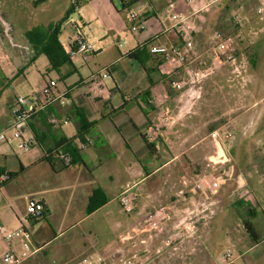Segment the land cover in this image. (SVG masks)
Listing matches in <instances>:
<instances>
[{"label": "crops", "instance_id": "1", "mask_svg": "<svg viewBox=\"0 0 264 264\" xmlns=\"http://www.w3.org/2000/svg\"><path fill=\"white\" fill-rule=\"evenodd\" d=\"M60 1L62 7L56 8L58 14L50 25L31 29H23L20 15L0 9L13 25L15 40L32 47L28 32L47 29L65 18L57 41L66 56L58 71L51 69L44 54L30 64H23L13 50L0 57L4 78L10 79L6 86L0 78V133L11 119L17 97L3 103V95L38 62L44 71L39 69L40 85L55 80L56 92L67 100L64 105H49L29 120L24 139L38 146L27 152L31 157H14L6 144L0 143V170L15 175L0 186V264L8 250L20 264H77L88 255H103L110 263L123 255H137L136 264H225L223 256L229 248L235 255L227 264H260V258H250L264 243L255 224L258 210L264 212V26L257 23L258 8H250L256 0H206L208 8L192 19L196 34L190 46L191 60L172 75L166 74V57L150 53L152 46L183 48L172 30L167 7L171 0ZM261 1L257 0V6ZM183 9L180 0L177 10ZM232 12L244 26L231 25ZM130 15H136L133 22ZM134 25L142 29L133 32ZM77 32L95 44L88 62L67 58ZM229 44L234 54L225 52ZM132 52L138 59L127 57ZM233 55L240 58L239 64ZM102 70H108L109 76L102 92L96 89L98 95L94 96L89 82ZM236 72L241 80L232 79ZM188 81L197 84L187 90L178 88L179 83ZM37 94L39 89L25 96ZM158 95L165 98L167 121L159 139L150 143L146 135L160 118L152 101ZM51 116L62 124L52 126ZM81 120L87 123L85 131H81ZM65 140L74 142L72 153L62 144ZM79 143L87 144L86 148L80 149ZM56 149L71 154L70 166L63 165L56 155L45 156ZM234 151L251 155L239 158ZM219 153L229 157L228 163L221 165L226 182L210 199L213 214L205 216L200 213V194L186 189L182 181L185 176L204 172ZM134 182L139 185L137 205L127 214L119 198L125 186ZM241 186L251 193V199L239 197ZM40 202L49 209L48 219L35 221L27 234L6 241L8 234L19 230V218L27 208ZM161 208L169 211L168 217L152 237L126 238ZM226 210L234 213L232 218H223L226 247L220 256L210 245L211 221ZM179 220L185 226L195 225L196 231L170 243ZM245 221L253 225L256 241Z\"/></svg>", "mask_w": 264, "mask_h": 264}, {"label": "built area", "instance_id": "2", "mask_svg": "<svg viewBox=\"0 0 264 264\" xmlns=\"http://www.w3.org/2000/svg\"><path fill=\"white\" fill-rule=\"evenodd\" d=\"M180 0H171L168 3V11L171 19L173 20L172 30L178 36L183 43V48L178 50L177 48H171L167 46H152L150 47V53L155 55H164L166 57V74L172 75L176 70L185 67L191 60V43L194 41L196 34V25L193 22V17L206 10L209 4L206 0H181L184 9L178 11V2ZM75 5V4H74ZM257 13L260 19L264 18V0H262L258 6ZM136 19V15H130L129 21L133 22ZM142 29L141 26L134 25L131 30L137 32ZM121 46V44H120ZM13 50L20 58L23 64H30L36 57V50L27 44H21L14 38L13 25L6 20L0 14V57L5 54L6 51ZM96 51L95 44L86 39L81 33H75L69 46L68 56L71 61L81 59L83 62H88ZM228 61L232 65L235 64V59L229 57ZM104 73L97 74L90 79L89 84L92 85L91 93L96 96L98 92H102L104 87V79L108 78V70H103ZM102 71V72H103ZM173 85L175 82L172 83ZM185 83H179L177 86L179 89L185 87ZM57 82L55 80H48L44 82L40 89L39 94L34 96H18L15 100V105L11 110V119L9 120L4 131L0 133V143H8L9 139L6 136V131L12 132V140H22L20 147L25 152H32L38 149L37 144L33 140H25L24 133L28 127L29 120L34 116L45 110L49 105L59 102L64 105L67 100L62 95L56 92ZM97 89V93H96ZM155 107L159 109L160 118L153 129L146 135V140L150 143L157 141L160 137V132L164 124H166L167 112L165 108V98L158 95L154 100ZM49 122L52 126L58 127L62 124V121L56 117L51 116ZM63 124H68V121H64ZM215 138V136H214ZM85 143H79L80 149L86 148ZM46 153L45 156L56 155L57 158L65 166L72 164V156L69 152L62 149H56L55 151ZM229 157L225 153H219L212 158L207 166L206 170L202 173L194 175L192 177H183L182 184L186 189L192 188L198 192L202 198L200 205V213L207 215L213 214V211L209 209L211 203L210 199L216 195L219 189L225 184L226 179L221 170V165L228 163ZM10 173L0 170V186L10 181ZM139 185L137 183H129L125 186L119 201L123 210L127 214H131L135 211ZM239 194L240 198L251 199V193L242 189ZM180 194L185 197V191H181ZM41 206L39 203H33L30 205L25 214L20 218V228L17 232L8 234L6 241H10L17 234H27V230L31 225L39 220ZM168 210L161 208L155 210L146 220L138 224L129 235L126 236L128 240H135L137 236L141 234H149L152 237V232L159 230L162 227L163 220L168 217ZM195 225H184L182 220H179L175 232L170 236L169 242L182 241L191 233H195ZM136 246V245H135ZM234 250L227 249L223 256V262L227 264L234 257ZM138 261L137 255L126 257L120 256L115 263H110L103 255H88L82 257L77 264H136ZM3 264H20V260L16 259L11 250L4 253L2 258Z\"/></svg>", "mask_w": 264, "mask_h": 264}, {"label": "rangeland", "instance_id": "3", "mask_svg": "<svg viewBox=\"0 0 264 264\" xmlns=\"http://www.w3.org/2000/svg\"><path fill=\"white\" fill-rule=\"evenodd\" d=\"M257 4H258L257 0H256V2H252L250 8H252V9L254 8L253 11H255L256 7L258 8ZM1 7L9 10L10 13H12V14L15 13V14H17V16L20 15L22 17L21 18L22 21H21L20 25H22L23 27H26L23 29H31L35 26H44L45 27V26L50 25V23H52V21H54L53 17L58 14V13H55L56 8H57V10L58 9L60 10V7H62V2L60 0H55L54 2H51V3L48 0H45V1H42V0H0V9H1ZM76 20H78L77 17H75L74 21L78 22ZM259 20L260 21H257V23L260 26H264V18L259 19ZM240 22H241V19H240L239 15H237L235 12L233 14V12H232V15L230 18L231 25L234 26L235 28H240V26H244V25H241ZM253 26H254V24H253ZM216 42H217V40H216ZM225 52L227 54L228 53H233V54L235 53V52L231 51L230 44H229V49H225ZM230 56H228L227 59ZM233 56H235V55H233ZM235 57H236L235 59L237 60V62L239 64L240 58H238L237 56H235ZM42 58H43V60L46 61V58L44 56ZM221 58L226 59V55L222 54ZM40 65H41V62H38V63H36V65L30 66L29 68L26 69V71L24 73L25 79L24 78H18L13 82L11 87L8 90H6L5 94L3 95V103H6L7 99L11 96H14V95H16L17 97L18 96H25L31 90L38 91V89L40 92V89L43 86V83L40 85V83L42 82V78H41V75L39 73V69H40V71H43V69L40 67ZM232 67H233V71H235V66H232ZM239 70L243 74V72H242L243 68H240ZM102 73H104V71ZM53 75H55V74H53ZM237 75H238V72L234 73L232 75V77H233L232 79L236 78V80L237 79L241 80V78L238 77L240 75H238V76ZM245 83H246V81H245ZM191 84L196 85L197 83L195 81L193 83L188 81L182 90L190 89ZM39 86H40V88H39ZM263 94H264V91H263ZM181 107H183V108L186 107L185 103ZM4 130L5 129H3L2 131H4ZM261 133L264 136V129L262 130ZM6 136L9 139V142L4 143V144H6V148H8L7 151H9L12 156L18 157V158H25V157H31L32 156V153L24 152L23 149L20 147L22 140H20V139L12 140V132L10 130L6 131ZM263 141H264V138H263ZM263 150H264V148H263ZM234 155H236L239 158H244V157L247 158L251 154L246 155V151H245V153L243 151H238V152L234 151ZM263 168H264V164H263ZM233 213H234V211H230V210H226L224 213L220 212L211 221L212 236H211L210 245L213 248V251L220 256L222 255V252L224 251V249L226 247V242L223 238V228H222L223 223H224L223 218H225V217L226 218H232ZM255 224H256L258 230L260 231V234L262 235V237L264 239V212L258 210V216H257V219L255 220ZM2 227L3 226H0V233H1V231H3ZM0 237H1V234H0ZM15 237H14V239L13 238L12 239L15 240ZM255 257L260 258V264H264V243L259 248H257L256 251H254L253 253L250 254V258H255Z\"/></svg>", "mask_w": 264, "mask_h": 264}, {"label": "trees", "instance_id": "4", "mask_svg": "<svg viewBox=\"0 0 264 264\" xmlns=\"http://www.w3.org/2000/svg\"><path fill=\"white\" fill-rule=\"evenodd\" d=\"M69 13L70 12H68V15ZM64 21H65V18L61 20L60 22H58L57 24L50 26L47 29H44V30L34 29L28 32V37L31 40V43L34 49L36 50V56L42 55V54L47 56V58L49 59L50 65H51V69L56 70V71L60 69V67L62 66L61 64L66 60L64 51L62 47L59 46V43L57 41V35H58L57 31L60 28V26L64 23ZM34 36L39 41L36 39L37 42H34L32 40ZM127 57L130 59H138V55L136 52H132ZM59 60H62V61H59ZM4 76L5 75L0 68V78L2 81L5 82V85L8 86L10 83V79L4 78ZM2 92L3 90L0 89V98H1ZM87 127H88L87 123L84 120H81V131H85ZM62 144L66 145L67 146L66 148L70 151V153H72L75 147L73 141L65 140ZM148 146L150 149L153 148L152 144H148ZM14 176H15L14 174L10 173V178H11L10 181L14 178ZM39 204L41 206L39 220H43V219L47 220L50 214L49 209L46 207L44 202H40ZM244 226L246 230L248 231V233L252 236L253 240L256 241L257 235L254 231L253 225L250 222L245 221Z\"/></svg>", "mask_w": 264, "mask_h": 264}]
</instances>
